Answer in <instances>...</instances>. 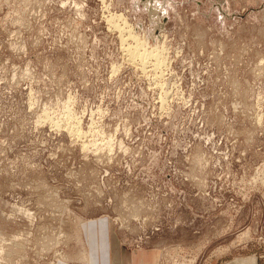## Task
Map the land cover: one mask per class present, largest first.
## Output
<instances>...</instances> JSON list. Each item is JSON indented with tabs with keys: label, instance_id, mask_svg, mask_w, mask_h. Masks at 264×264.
Returning a JSON list of instances; mask_svg holds the SVG:
<instances>
[{
	"label": "rangeland",
	"instance_id": "1",
	"mask_svg": "<svg viewBox=\"0 0 264 264\" xmlns=\"http://www.w3.org/2000/svg\"><path fill=\"white\" fill-rule=\"evenodd\" d=\"M103 235L264 264V0H0V264Z\"/></svg>",
	"mask_w": 264,
	"mask_h": 264
},
{
	"label": "crops",
	"instance_id": "2",
	"mask_svg": "<svg viewBox=\"0 0 264 264\" xmlns=\"http://www.w3.org/2000/svg\"><path fill=\"white\" fill-rule=\"evenodd\" d=\"M158 259L157 250H133L118 237L103 235L101 239L89 237L81 264H158ZM257 263L254 258H239L226 264Z\"/></svg>",
	"mask_w": 264,
	"mask_h": 264
},
{
	"label": "bare ground",
	"instance_id": "3",
	"mask_svg": "<svg viewBox=\"0 0 264 264\" xmlns=\"http://www.w3.org/2000/svg\"><path fill=\"white\" fill-rule=\"evenodd\" d=\"M112 18H113V17H112ZM112 18H111V19H112ZM119 18H120V17H119ZM114 20H115V19H114ZM122 21H123V20H122ZM115 24H116V23H115ZM123 32H124V31H123ZM128 32H129V31H128ZM130 36H131V35H130ZM130 36H129V37H130ZM133 37H134V36H133ZM130 38H131V37H130ZM135 38H136V37H135ZM137 40H139V39H137ZM136 42H137V41H136ZM136 50H137V49H136ZM136 50H135V51H136ZM128 51H129V50H128ZM135 51L130 52V53H128V54L131 55V57L133 56L134 58H135L137 55L140 56V57L143 56L144 58H145V57L147 58V56L149 57V55L152 54V53H151L152 50L150 51V53H147V52H146L147 54L144 53V50H143L142 53H140V52L138 53V52H135ZM154 52H155V51H154ZM156 52H157V51H156ZM159 56H160V55H159ZM140 57H138V58H140ZM151 57H152V56H151ZM156 58H157V57H156ZM156 58H155V59H156ZM140 59H141V58H140ZM156 60H157V59H156ZM163 68H164V67H163ZM153 77H154V76H153ZM75 128H76V127H75ZM74 133H75V132H74ZM78 134H79V133H78Z\"/></svg>",
	"mask_w": 264,
	"mask_h": 264
}]
</instances>
